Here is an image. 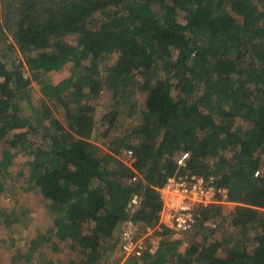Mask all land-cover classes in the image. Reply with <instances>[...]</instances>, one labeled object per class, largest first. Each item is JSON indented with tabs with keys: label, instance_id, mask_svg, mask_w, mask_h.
Returning a JSON list of instances; mask_svg holds the SVG:
<instances>
[{
	"label": "trees",
	"instance_id": "1",
	"mask_svg": "<svg viewBox=\"0 0 264 264\" xmlns=\"http://www.w3.org/2000/svg\"><path fill=\"white\" fill-rule=\"evenodd\" d=\"M20 6L16 46L0 53V194L15 154L29 155V189L56 215L54 230L39 234L31 249L50 243L57 250L55 232L75 253L68 264H100L104 244L122 249L127 222L167 236L160 189L189 171L215 177L218 188L241 187L229 221L236 236L224 241L216 230H198L184 254L179 242L164 241L154 255L145 251L123 264H264V0H21ZM67 65L79 70L78 79L45 81ZM32 81L41 87L40 106L32 103ZM89 99L100 107L97 119ZM124 107L136 122L135 143L120 141L133 152L131 168L116 149L91 141L97 123L109 135ZM183 153L186 167L176 161ZM201 214L197 226L204 230L222 209ZM1 218L8 226L19 222L11 213H0V224Z\"/></svg>",
	"mask_w": 264,
	"mask_h": 264
},
{
	"label": "rangeland",
	"instance_id": "2",
	"mask_svg": "<svg viewBox=\"0 0 264 264\" xmlns=\"http://www.w3.org/2000/svg\"><path fill=\"white\" fill-rule=\"evenodd\" d=\"M21 0H0V53L4 54L8 50L9 46H16L14 39V32L16 31V16L19 9ZM23 55H18L21 60ZM17 58V59H18ZM113 62V61H111ZM24 63V62H23ZM22 69L26 77L30 78L29 68L26 64L22 65ZM79 70L73 68L72 65H67L58 72H52L44 76L46 82L50 84H58L68 78H79ZM2 81V79H0ZM32 103L33 105L40 106L44 100L41 92L40 85L32 81ZM135 92V93H134ZM132 100H138L140 93L136 90V86L133 88ZM90 104L96 105V119L100 111V107L93 102V99H89ZM23 115L31 117V121H34L31 115L30 109H23ZM60 121L67 125L65 119L59 115H56ZM133 115H130L125 107L120 109L118 121L112 128L108 136H104V130L107 128L100 123L96 124L91 141L101 146L108 152H112L113 149L117 150V157L129 168L135 161L134 155L130 157L129 150L120 146V141L123 138H130L132 128L136 125L133 120ZM240 120L237 119L238 125ZM130 144L135 143V140L130 138L126 141ZM2 149H0V166L2 161ZM32 158L24 153L15 154L14 163L8 171L10 176L4 181V188L6 189L0 194V213H11L19 218V222H14L11 226H8L4 218H1L0 224V264H49L48 261H52L53 264H68L71 258L75 255L64 244L57 241L55 232L53 233L55 243L58 244V249H53L50 243L43 244L42 247L32 250L31 241L34 240L39 234L50 235V232L54 230L56 215L45 207V204L41 203L40 195L36 190H30L29 177H30V162ZM176 161L179 164L180 156L176 157ZM1 169V168H0ZM3 174V173H0ZM141 176H136L133 180H138ZM167 183L164 185V187ZM217 186V185H216ZM163 187V188H164ZM163 188L160 189V195L162 199ZM220 193L216 200L212 203L202 204L197 203L193 206V211L201 218L203 215L201 211L207 208L220 207L222 209V217L217 219L208 220L204 224V230H201L200 226H196L194 230L185 234H176L173 231L167 236L164 234V230L145 228L140 225H136L132 222H127L122 225L121 235L123 242H125V236H130L131 240L141 242L143 246V253L148 251L149 248L157 246L161 248L163 242H173L175 244L179 242L178 253L184 254L189 247L190 242L194 238V234L199 230L202 233L208 232L211 229L216 230L215 238L228 240L233 236L234 229L230 228L231 215L235 213L237 204L234 202L242 193L241 187L234 183L229 188H220ZM234 200H233V199ZM208 202V201H206ZM140 199H135L133 202L134 210L138 208ZM163 211V210H162ZM26 213V214H24ZM160 214V224H162V216ZM225 223L224 226L217 229V226ZM157 231V232H156ZM158 233V234H157ZM234 236H236L234 234ZM119 237V238H120ZM123 244V243H122ZM104 244V257L100 264H123L126 259L129 258L121 245L117 246L115 251H112V244L109 243L110 249ZM231 245V244H230ZM229 245V246H230ZM225 250H221L220 254H224ZM72 256V257H71ZM121 258V259H120ZM30 259V260H27ZM120 259V260H119Z\"/></svg>",
	"mask_w": 264,
	"mask_h": 264
},
{
	"label": "built area",
	"instance_id": "3",
	"mask_svg": "<svg viewBox=\"0 0 264 264\" xmlns=\"http://www.w3.org/2000/svg\"><path fill=\"white\" fill-rule=\"evenodd\" d=\"M130 157L133 152L129 150ZM189 154L183 153L179 164L186 167L185 161ZM259 172L255 174L258 176ZM162 202V225L176 234H185L194 230L198 225L199 216L193 211V206L197 203H212L217 199L221 189L216 186L215 177H202L191 174L189 171L179 173L168 179L167 185L163 188ZM208 201V202H206ZM124 253L129 257L139 258L143 255L141 242L131 240L130 236H125L122 244ZM157 246L149 248V253L154 255Z\"/></svg>",
	"mask_w": 264,
	"mask_h": 264
}]
</instances>
